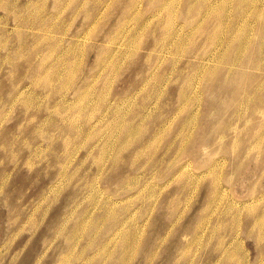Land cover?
<instances>
[{
  "label": "rangeland",
  "instance_id": "374dc122",
  "mask_svg": "<svg viewBox=\"0 0 264 264\" xmlns=\"http://www.w3.org/2000/svg\"><path fill=\"white\" fill-rule=\"evenodd\" d=\"M0 264H264V0H0Z\"/></svg>",
  "mask_w": 264,
  "mask_h": 264
},
{
  "label": "bare ground",
  "instance_id": "6f19581e",
  "mask_svg": "<svg viewBox=\"0 0 264 264\" xmlns=\"http://www.w3.org/2000/svg\"><path fill=\"white\" fill-rule=\"evenodd\" d=\"M258 33V32H257ZM255 36H257V35H255ZM228 71V70H227ZM253 97V96H252ZM246 102V101H245ZM243 112V111H242ZM238 114V113H237ZM241 115V114H240ZM138 127V126H137ZM232 128V127H231ZM161 132V131H160ZM192 135V134H191ZM220 141V140H219ZM256 141H258V140H256ZM253 145V144H252ZM63 258V257H62Z\"/></svg>",
  "mask_w": 264,
  "mask_h": 264
}]
</instances>
